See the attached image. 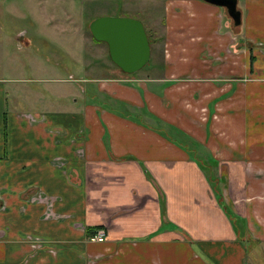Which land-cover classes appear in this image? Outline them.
Wrapping results in <instances>:
<instances>
[{
	"label": "crops",
	"instance_id": "obj_1",
	"mask_svg": "<svg viewBox=\"0 0 264 264\" xmlns=\"http://www.w3.org/2000/svg\"><path fill=\"white\" fill-rule=\"evenodd\" d=\"M261 5L236 0L234 31L223 8L165 0L161 74L107 70L80 111L57 87L30 105L23 79L6 100L0 80V264H246L241 242L264 244ZM176 131L230 179L242 232Z\"/></svg>",
	"mask_w": 264,
	"mask_h": 264
},
{
	"label": "rangeland",
	"instance_id": "obj_2",
	"mask_svg": "<svg viewBox=\"0 0 264 264\" xmlns=\"http://www.w3.org/2000/svg\"><path fill=\"white\" fill-rule=\"evenodd\" d=\"M164 2L165 0H0V80L7 95L6 100H9V94L20 86L7 83V80L23 79L26 81L24 86L30 90L27 100L32 106L36 104L39 96L47 100L53 99L51 97L54 87H57V93L58 90L63 92V111L70 110L68 107L73 98L78 102L72 106L73 111H80L84 103H93L95 100L90 88L94 84L89 82L92 79L104 78L108 74L107 70H115L116 67L108 59L105 44L91 38L89 23L97 17L137 20L142 24L151 42L149 45L152 53H155L157 49L162 50L159 40L164 21ZM262 4L261 6H264V0ZM227 19L229 20L228 17ZM256 19L257 17H254V21ZM238 27L232 26L234 31H238ZM159 58L162 59L163 56L160 55ZM151 60L150 58L137 74L153 75L157 74V71L160 73L162 68H158L159 63L153 68ZM51 79H55L57 83L52 84ZM55 100L59 101L58 96ZM183 133L176 131L174 135L181 140L180 147L192 159H197V154L205 157L207 160L200 163L203 164L202 168L207 170L211 164H204L207 161L214 162L213 158L202 149L194 151V145ZM210 171L214 170L208 169L206 177L212 193L216 194L217 199L224 196L221 202L225 205V211L231 219H236L238 232H242L245 220L232 213L233 208L229 206L231 204L224 190L230 179L211 174ZM258 177L259 179H256ZM250 179L264 186L263 175L251 176ZM250 226L252 232L257 230L255 225ZM241 244L245 251L250 250L245 252L246 264H264L263 243L256 245L245 240Z\"/></svg>",
	"mask_w": 264,
	"mask_h": 264
},
{
	"label": "water",
	"instance_id": "obj_3",
	"mask_svg": "<svg viewBox=\"0 0 264 264\" xmlns=\"http://www.w3.org/2000/svg\"><path fill=\"white\" fill-rule=\"evenodd\" d=\"M200 1L223 8L232 25H240L236 0ZM88 31L94 41L105 44L109 61L121 73L134 74L148 63L150 46L139 21L123 17H97L89 23Z\"/></svg>",
	"mask_w": 264,
	"mask_h": 264
},
{
	"label": "built area",
	"instance_id": "obj_4",
	"mask_svg": "<svg viewBox=\"0 0 264 264\" xmlns=\"http://www.w3.org/2000/svg\"><path fill=\"white\" fill-rule=\"evenodd\" d=\"M103 240H104V232L101 230L96 231L95 234L89 238V241L94 243H101L103 242Z\"/></svg>",
	"mask_w": 264,
	"mask_h": 264
},
{
	"label": "trees",
	"instance_id": "obj_5",
	"mask_svg": "<svg viewBox=\"0 0 264 264\" xmlns=\"http://www.w3.org/2000/svg\"><path fill=\"white\" fill-rule=\"evenodd\" d=\"M232 26H233V25H232ZM233 27H234V26H233ZM146 36H147V35H146ZM147 40H148V43L150 44L151 42H150L148 36H147ZM226 215H227L228 218H230L229 215H228V212H226ZM231 218H232V217H231Z\"/></svg>",
	"mask_w": 264,
	"mask_h": 264
}]
</instances>
